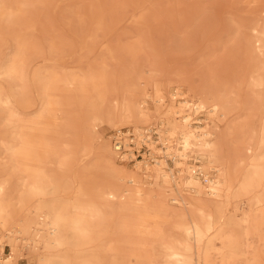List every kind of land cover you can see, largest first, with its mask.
I'll list each match as a JSON object with an SVG mask.
<instances>
[{
    "label": "rangeland",
    "instance_id": "rangeland-1",
    "mask_svg": "<svg viewBox=\"0 0 264 264\" xmlns=\"http://www.w3.org/2000/svg\"><path fill=\"white\" fill-rule=\"evenodd\" d=\"M1 204L0 264H264V0H0Z\"/></svg>",
    "mask_w": 264,
    "mask_h": 264
},
{
    "label": "bare ground",
    "instance_id": "bare-ground-1",
    "mask_svg": "<svg viewBox=\"0 0 264 264\" xmlns=\"http://www.w3.org/2000/svg\"><path fill=\"white\" fill-rule=\"evenodd\" d=\"M106 7V6H104ZM105 9V8H104ZM107 12V11H106ZM109 16V15H108ZM111 21V20H109ZM110 23V22H109ZM112 24V23H111ZM110 26V24H109ZM112 29V28H111ZM115 30V29H113ZM133 106H134V103H132ZM133 106L131 104L128 105V111L130 112V116H134V112H133ZM189 110V111H188ZM199 109L197 108V106L195 104H191L190 107L187 108V113L190 115L191 112L193 111H198ZM203 110V109H202ZM191 117V116H190ZM162 124V127L159 126L158 129L157 127H155L154 125L149 124L146 126V129H151V128H156L157 129V133L159 134L158 138H160L161 141H164L166 143L169 142V144H167L165 147H166V154H168L167 156L170 155V158L173 160V162L175 163V165H177V171H178V175L177 176H182V177H185V178H189V179H192V180H196L194 178H192V175H196L198 173H200L201 175H203V180L205 181V184H201L202 185V188L204 190L205 193L207 194H210V195H214V193H216L218 191V177L216 175L215 178H210L209 175H208V170L210 168H217L216 166L214 165H209V167H206L207 165H201L199 164V162L197 164H187L186 162V159L188 158V156L191 155L192 152H194V150H192V145L191 147H187V148H183V142H182V134L179 133V136L181 137V139L177 141L178 145L180 146L181 149H176V142L174 144H171V141L172 139L174 140L175 138H173L174 136H176V134L174 135H170L171 133V130H168L167 127H165L163 125V123L161 122ZM191 124V123H190ZM123 127H129V128H132L133 129V132L135 134V136H139V139L141 137V133L144 131V128H137V127H133V126H123ZM122 129V127H118L117 129H115L111 135V139H110V143H111V147H112V150L116 156L117 159L121 160L118 156V151L116 150V148L114 147V143H113V134L116 132V131H120ZM216 132H213L211 133L212 135L215 136L216 133H220V129H219V126L218 128H216ZM210 134V135H211ZM145 141L147 142H150L149 145H153V143L147 139H144ZM156 153V151H155ZM190 153V154H189ZM158 155H160L158 153ZM186 163V166H183V164ZM136 166H141L142 169H145V173H151V170L150 169H164V160H160V159H154V162H148V161H138L135 163ZM216 170V169H215ZM168 173V175H171L173 178L174 176H176L172 170H169L167 171L166 169L164 170ZM218 172V170H216ZM173 201V200H172ZM7 208L6 206H4L3 204L0 205V228L3 229L5 228L3 225H2V214H4L6 212ZM44 216V215H42ZM7 227V226H6ZM53 229H55V227H52ZM53 243V242H52Z\"/></svg>",
    "mask_w": 264,
    "mask_h": 264
},
{
    "label": "built area",
    "instance_id": "built-area-1",
    "mask_svg": "<svg viewBox=\"0 0 264 264\" xmlns=\"http://www.w3.org/2000/svg\"><path fill=\"white\" fill-rule=\"evenodd\" d=\"M113 136L114 147L118 151V156L121 160L136 161L135 158L140 157L143 161L149 160L154 162V159H158V154L155 153L158 139V133L155 127L151 129L144 127L140 139L139 136H135L133 129L129 127H124L120 131H116ZM144 139L150 140L152 143L154 142L153 145H149L150 142ZM198 161V158H193V164H197Z\"/></svg>",
    "mask_w": 264,
    "mask_h": 264
}]
</instances>
